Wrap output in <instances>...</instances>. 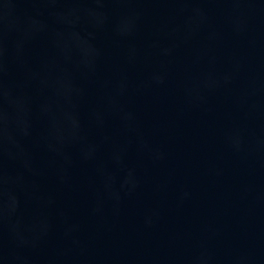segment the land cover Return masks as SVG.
I'll return each instance as SVG.
<instances>
[{
  "label": "water",
  "instance_id": "95a60500",
  "mask_svg": "<svg viewBox=\"0 0 264 264\" xmlns=\"http://www.w3.org/2000/svg\"><path fill=\"white\" fill-rule=\"evenodd\" d=\"M0 264H264V0H0Z\"/></svg>",
  "mask_w": 264,
  "mask_h": 264
}]
</instances>
